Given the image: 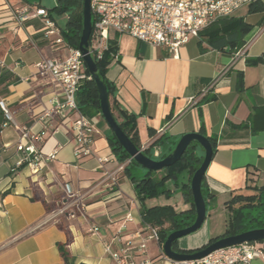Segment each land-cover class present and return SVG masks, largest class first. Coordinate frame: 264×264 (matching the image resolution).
<instances>
[{
  "label": "crops",
  "instance_id": "0c3cea01",
  "mask_svg": "<svg viewBox=\"0 0 264 264\" xmlns=\"http://www.w3.org/2000/svg\"><path fill=\"white\" fill-rule=\"evenodd\" d=\"M18 1L29 3L0 0V59L4 62L0 99L18 124L42 134L43 140L34 143L37 149L45 154L54 151L55 156L35 173L22 168L11 175L10 168L19 157L15 149L19 133L13 126L1 127L4 117L0 121V264H65L59 243L66 244L73 264H113L105 244L118 232L124 239L143 234V226L149 223L143 221L141 207L170 206L175 212L191 209L182 192V187L190 185L191 176L182 171L176 181H165L169 196L140 202L132 178L138 181L147 170L131 165L128 173L124 172L126 163H119L111 151L108 139L112 131L101 111H91L87 116L95 130L90 145L94 155L90 157L74 155L71 137L60 119L42 128L40 113L51 97L61 99V93L36 75L34 63L64 55L65 51L42 38L39 20L21 27L9 21L4 3ZM56 4L57 0L52 7H44L50 10ZM249 4L189 39L177 57L163 46L114 30L108 31L105 41L108 48L114 47L105 73L114 91L110 97L113 112L119 121L120 112L135 118L136 142L147 156L161 159L190 132L201 130L216 140L204 176L211 195L206 202V218L200 229L174 243L176 251H191L221 236L229 218L226 202L235 194L251 193L249 186L264 185V130L254 132L250 119L255 107L264 106V0H257L252 7ZM53 12V20L64 28L68 14L57 13L64 20L61 26ZM212 83L196 105L189 103ZM197 149L203 156V150ZM97 156L113 158L100 168ZM163 175V170L151 174L155 179ZM68 190L80 197L84 215L50 219L52 212L67 201ZM168 225L165 222L163 227ZM93 227L98 230L93 231ZM162 244L149 242L146 257L152 264H173L163 255ZM116 248L113 243L111 249ZM247 264H264V258Z\"/></svg>",
  "mask_w": 264,
  "mask_h": 264
},
{
  "label": "built area",
  "instance_id": "2783aa9c",
  "mask_svg": "<svg viewBox=\"0 0 264 264\" xmlns=\"http://www.w3.org/2000/svg\"><path fill=\"white\" fill-rule=\"evenodd\" d=\"M249 2L251 0H90V54L93 60L101 59L108 49L105 43L108 31L114 30L142 42L163 46L172 57H177L180 47L189 39L199 37L205 28L221 18L229 17ZM4 9L15 27H21L34 19L39 20L42 38L53 46L64 49V55L42 58L34 63L36 75L47 79L61 93V99L55 96L48 100L49 105L40 113L38 121L44 129L51 120L60 119L71 137L74 155L93 156L90 145L95 133L94 126L91 118L78 110L75 99L79 85L85 80H91L80 50L64 41L61 28L46 7L18 1L17 4L5 2ZM113 57L116 58V55ZM3 66L4 62L0 59V69ZM212 86L213 83L191 97L189 103L196 105ZM0 110L4 117L1 127L13 126L19 133V140L15 145L19 157L10 168V174L15 175L22 168H27L32 173L39 171L45 161L55 156L54 151L45 154L37 149L34 143L43 140L42 134L32 133L26 125L18 124L13 112L2 99ZM112 158L97 156L96 160L101 168ZM128 162L129 160L124 163ZM66 200L52 212L50 219L58 215H67L69 218L84 215V204L77 194L66 191ZM97 230L93 227V231ZM158 230L153 225L145 224L142 228L143 234L128 239H124L118 232L112 242L105 244V250L113 264H152L146 253L149 242H159ZM113 243L117 245L115 250L111 249ZM256 258H264V242H246L224 247L197 260L173 261V264H247Z\"/></svg>",
  "mask_w": 264,
  "mask_h": 264
},
{
  "label": "trees",
  "instance_id": "16d2710c",
  "mask_svg": "<svg viewBox=\"0 0 264 264\" xmlns=\"http://www.w3.org/2000/svg\"><path fill=\"white\" fill-rule=\"evenodd\" d=\"M82 1L83 0H57L55 7L49 11H55L58 14L67 13L69 16L64 28L61 29L62 37L64 41L71 47L78 48L81 30H82ZM257 0H251L250 6L252 7ZM239 31V29L237 30ZM113 46L103 53L101 59H95L96 66L99 73L103 76L111 113L121 128V130L130 138V140L138 147L140 146L136 142L135 138V118L126 113L120 112L119 116L122 118L120 121L113 112V107L110 102V97L113 95V87L107 81L105 73L108 65L111 62L110 54L113 51ZM87 73L88 70L86 69ZM77 108L85 116H88L91 111H100V102L98 98V91L93 79L83 81L77 88L75 95ZM251 125L254 132L264 130V106H257L251 113ZM0 121H3V113L0 110ZM199 133L203 134L201 130ZM213 153L215 151L216 140L214 137H208ZM111 151L119 163L129 162L124 167V172L128 173L131 165H138L129 154L118 143L113 133L108 139ZM196 143H191L180 157V159L173 165L164 168V175L160 179H155L151 176L154 171H148L145 177L135 181L134 189L140 202H143L147 198L156 197L159 195L169 196L170 192L165 187V181L171 179L176 181L178 175L187 170L192 177L195 170L199 167L202 161V155L198 152ZM144 154V150L142 151ZM252 192L249 194H235L231 199L226 202L229 209V218L226 225L225 232L216 238L223 236H230L243 233L248 230L264 228V185L248 187ZM182 192L185 199L191 203V209L183 212H175L170 206L154 207L145 209L141 207V211L144 213L143 221L151 225H159V241L164 242L167 235L178 229L185 228L191 225L195 219V209L193 205L192 193L190 185L182 187ZM202 196L207 202L211 199L210 193H208L205 187L204 177L201 183ZM48 208V206H46ZM167 222L168 227H163ZM215 238L212 239V241ZM174 247V244H173ZM59 253L65 264H73L74 258L70 255L66 248V244H58ZM85 264V263H78Z\"/></svg>",
  "mask_w": 264,
  "mask_h": 264
},
{
  "label": "water",
  "instance_id": "95a60500",
  "mask_svg": "<svg viewBox=\"0 0 264 264\" xmlns=\"http://www.w3.org/2000/svg\"><path fill=\"white\" fill-rule=\"evenodd\" d=\"M91 31L92 17L90 10V0H83L82 30L78 49L82 54V59L86 69L91 75V79H93L94 83L96 84L101 114L109 125L114 137L123 147V149L129 154V156L144 169L156 172L161 171L177 162L191 143H196L203 150L202 161L199 167L193 173L190 180V189L195 209V219L191 225L182 229L174 230L167 235L162 244L163 255L172 261H193L200 259L220 248L234 246L246 242H264V228H258L236 235L223 236L219 238L215 237L213 241L210 239L201 247L191 251L174 250L173 244L178 239L200 229L206 218V202L202 196L201 183L213 155L212 145L207 136L199 132H190L182 135L172 151L161 159L155 160L144 154L142 150L138 148L121 130L111 113L104 78L99 73L96 63L90 54L89 39Z\"/></svg>",
  "mask_w": 264,
  "mask_h": 264
},
{
  "label": "rangeland",
  "instance_id": "374dc122",
  "mask_svg": "<svg viewBox=\"0 0 264 264\" xmlns=\"http://www.w3.org/2000/svg\"><path fill=\"white\" fill-rule=\"evenodd\" d=\"M29 3H36V4H39L41 6H46L48 8L52 7L53 3L55 0H28ZM54 13V18L56 19V21L61 25L63 26L64 25V20L63 18H61L60 16L57 15L56 12H53Z\"/></svg>",
  "mask_w": 264,
  "mask_h": 264
}]
</instances>
